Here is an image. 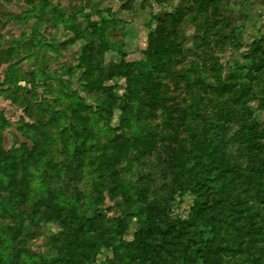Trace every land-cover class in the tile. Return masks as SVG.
<instances>
[{
  "label": "trees",
  "instance_id": "1",
  "mask_svg": "<svg viewBox=\"0 0 264 264\" xmlns=\"http://www.w3.org/2000/svg\"><path fill=\"white\" fill-rule=\"evenodd\" d=\"M218 2L193 0L207 47L212 32L220 37L214 47L227 40ZM32 11L39 20L54 13V25L86 40L72 68L38 74L57 85L45 108L24 104L32 122L18 131L28 143L2 145L8 122L0 113V264H86L101 250L110 251V264H264V124L250 106L257 101L264 112V35L242 53L245 65L223 74L214 57L184 65L174 38L185 15L179 7L131 62L122 47L108 46L111 21L65 16L44 0ZM110 51L119 62L106 60ZM7 71L4 85L23 80L18 64ZM75 75L89 101L70 90ZM159 151L169 174L164 194L135 178ZM185 195L191 205L182 220L173 208ZM107 199L120 209L113 217ZM132 219L136 230L126 239ZM43 221L62 230L46 243L55 245L54 258L29 248Z\"/></svg>",
  "mask_w": 264,
  "mask_h": 264
},
{
  "label": "rangeland",
  "instance_id": "2",
  "mask_svg": "<svg viewBox=\"0 0 264 264\" xmlns=\"http://www.w3.org/2000/svg\"><path fill=\"white\" fill-rule=\"evenodd\" d=\"M28 1L30 3H28ZM42 0H0V113L8 122V127L1 132L2 145L20 147L28 143L26 137L20 135L18 128L24 122H32L24 108V104L31 101L34 106L41 105L44 108L51 100V94L56 87V82L40 81L39 73L44 72L54 77L55 71L60 72L63 66L72 68L78 60L80 49L86 40H72L75 35L66 26L54 25L51 19L54 13L39 20L41 13L32 11ZM47 9L56 8L65 16H74L79 11L89 16L91 21L104 18L111 21L106 30V38L110 50L122 47L126 61H137L142 58V51L147 47L148 35L162 21L166 14L173 13L177 7L185 12L181 25L174 36L181 45L185 54L187 67L192 61L201 57H214L216 67L222 68V73H227L233 66L245 65L242 53L248 49L249 43L258 36L264 35V0H220L217 4L216 18L220 22L227 21L228 28L223 31L227 40L214 47V42L219 36H214L208 47L201 45V30L199 19L193 11V0H44ZM50 18V19H49ZM76 25L84 28L82 18L78 16ZM234 36V37H233ZM72 40V41H70ZM220 41V40H219ZM106 60L119 62V56L115 52H107ZM16 63L23 70L22 81L16 85L3 84L11 64ZM78 75V74H76ZM73 77L70 90L79 97L89 101L86 93L74 82ZM28 80H32L36 86H31ZM65 80V79H64ZM118 93H122L123 81H118ZM52 85V87H50ZM250 106L253 116L259 123L264 124V112L259 109L257 101H252ZM34 112L36 109L34 107ZM36 114V113H35ZM33 117H37L35 115ZM116 116L112 124L116 125ZM163 151L154 153L146 159L145 165L135 178L140 184L149 185L157 191V194L166 193L168 172L164 163ZM140 176V177H139ZM174 203L173 214L184 220L190 213L191 196L185 195ZM109 217L118 214L120 209H115V203L106 200L104 204ZM91 216V212L88 213ZM136 230V219H132L128 225V233L125 238L130 239ZM61 228L53 222L43 221L39 229L35 231V237L31 239L29 248L32 251H40L47 258L55 257V245L46 246L50 241L49 233L60 235ZM111 254L109 250H101L92 260L86 264H110Z\"/></svg>",
  "mask_w": 264,
  "mask_h": 264
}]
</instances>
